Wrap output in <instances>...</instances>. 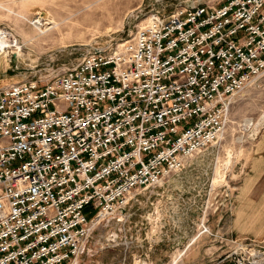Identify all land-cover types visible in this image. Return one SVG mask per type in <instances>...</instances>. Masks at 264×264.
Returning <instances> with one entry per match:
<instances>
[{"label": "built area", "instance_id": "obj_1", "mask_svg": "<svg viewBox=\"0 0 264 264\" xmlns=\"http://www.w3.org/2000/svg\"><path fill=\"white\" fill-rule=\"evenodd\" d=\"M263 73L264 0H224L153 13L49 81L1 88L0 264H75L98 226L215 147ZM219 240L220 263L264 264L261 244Z\"/></svg>", "mask_w": 264, "mask_h": 264}, {"label": "rangeland", "instance_id": "obj_2", "mask_svg": "<svg viewBox=\"0 0 264 264\" xmlns=\"http://www.w3.org/2000/svg\"><path fill=\"white\" fill-rule=\"evenodd\" d=\"M223 1L0 0V31L11 34L21 52L20 57L11 54L6 66L0 62V89L26 81H49L61 68L77 63L91 47L112 48L130 39L153 13L168 14L186 4L217 6ZM36 19L51 25L40 30L34 26ZM0 34L4 39L5 33ZM263 117L264 73L234 97L215 147L189 160L181 173L139 193L117 216L120 222L98 226L75 264H178L195 223L199 234L217 249L216 256L227 251L219 237L228 238L214 230L220 228L221 212L231 206L222 201L223 186L238 157L261 130ZM246 121L254 126L246 127ZM93 213L90 207L84 211L86 219ZM203 227L213 236L202 233ZM181 236L185 241L180 246ZM244 239L264 247V242L254 238L236 240ZM221 259L209 264H233L220 263Z\"/></svg>", "mask_w": 264, "mask_h": 264}, {"label": "crops", "instance_id": "obj_3", "mask_svg": "<svg viewBox=\"0 0 264 264\" xmlns=\"http://www.w3.org/2000/svg\"><path fill=\"white\" fill-rule=\"evenodd\" d=\"M238 157L230 181V208L220 215V228L214 230L218 236L231 239L254 238L264 242V123L255 140ZM198 225L190 232L188 248L178 264H209L221 259L226 251L215 255L210 241L199 234ZM180 237V246L185 241ZM187 246H185L186 248ZM210 257V261L209 258Z\"/></svg>", "mask_w": 264, "mask_h": 264}, {"label": "bare ground", "instance_id": "obj_4", "mask_svg": "<svg viewBox=\"0 0 264 264\" xmlns=\"http://www.w3.org/2000/svg\"><path fill=\"white\" fill-rule=\"evenodd\" d=\"M51 25V22L50 21H47V20H42V19H36L35 22H34V26L40 30H44L47 26ZM53 28V27H52ZM0 62L3 64V66H6L7 64V61L10 57L11 54H17L18 56L17 57H20L21 55V52L17 46V44H12V42H6L4 39L1 38L0 40ZM263 124L264 122V117L263 119L260 120ZM259 122H257L256 124H258ZM250 121H246L245 122V126L246 127H249L250 126ZM254 126V124L252 123L250 127ZM255 131V130H254ZM239 141V140H238ZM188 248V245L187 247L185 248V250ZM185 250H182L181 253H184ZM181 257V256H180ZM176 261V260H175Z\"/></svg>", "mask_w": 264, "mask_h": 264}]
</instances>
